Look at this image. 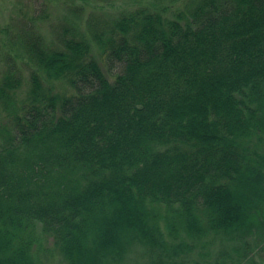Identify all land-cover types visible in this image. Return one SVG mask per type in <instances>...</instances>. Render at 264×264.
Listing matches in <instances>:
<instances>
[{
  "label": "trees",
  "instance_id": "1",
  "mask_svg": "<svg viewBox=\"0 0 264 264\" xmlns=\"http://www.w3.org/2000/svg\"><path fill=\"white\" fill-rule=\"evenodd\" d=\"M168 1L19 19L0 264H264V0Z\"/></svg>",
  "mask_w": 264,
  "mask_h": 264
},
{
  "label": "rangeland",
  "instance_id": "2",
  "mask_svg": "<svg viewBox=\"0 0 264 264\" xmlns=\"http://www.w3.org/2000/svg\"><path fill=\"white\" fill-rule=\"evenodd\" d=\"M182 2V0L166 2L168 12H179ZM156 4V0H0V75L8 67L6 60L8 55L21 57V53H19L21 49L16 43L17 41L10 37L13 32L17 31L14 28L20 24L18 22L20 18L30 19L37 16L35 23L40 28V33L48 42H52L51 25L63 19L69 18L71 21L79 23L80 30L87 33L86 24L90 15L115 17L124 9L139 7V5L156 7ZM72 6L82 9L79 15L74 16L71 13L70 7ZM40 10H44V13L41 14ZM20 57L16 58V62L24 69L26 59ZM26 74L28 73L26 72ZM25 95L22 93V97ZM52 242L51 239L44 241L45 247L49 249L48 252L37 250L42 264H61L58 262V255L50 250L53 248Z\"/></svg>",
  "mask_w": 264,
  "mask_h": 264
}]
</instances>
